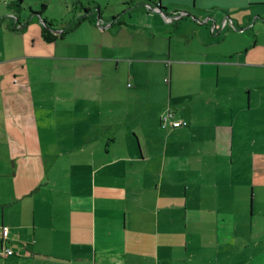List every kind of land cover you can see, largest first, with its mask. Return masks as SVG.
I'll use <instances>...</instances> for the list:
<instances>
[{
    "label": "crops",
    "instance_id": "1",
    "mask_svg": "<svg viewBox=\"0 0 264 264\" xmlns=\"http://www.w3.org/2000/svg\"><path fill=\"white\" fill-rule=\"evenodd\" d=\"M75 4L68 24L101 14L37 50L0 2L23 31L0 27V264H185L191 239L223 248L242 202L225 188L234 153L264 150V0ZM168 110L188 126L162 129Z\"/></svg>",
    "mask_w": 264,
    "mask_h": 264
},
{
    "label": "rangeland",
    "instance_id": "2",
    "mask_svg": "<svg viewBox=\"0 0 264 264\" xmlns=\"http://www.w3.org/2000/svg\"><path fill=\"white\" fill-rule=\"evenodd\" d=\"M23 10L16 16L22 17V23L29 22L28 35L41 38V19H47V23L56 25L68 24L75 17L74 4L78 0H22ZM84 7H88L90 1L101 5L102 12L109 14L114 11L116 0H81ZM47 5L40 17L33 13H39L41 6ZM0 27L13 31L14 34L22 33V30H12L10 17L0 18ZM50 21V22H48ZM24 30V31H26ZM6 41L7 55L19 51L20 39L10 35L2 37V43ZM42 40V38H41ZM43 41V40H42ZM40 41L42 47L35 49L53 50L54 44ZM12 45V46H11ZM236 161L233 167V187L225 186L226 194L234 198L240 196L242 202H232L233 215L228 218L229 224L222 239L225 242L223 248H197L196 239L190 240L192 244L186 252L185 264H196L197 261L204 264H264V150H249L241 155L234 153ZM241 166V176L238 177V168ZM228 183V182H227ZM238 213V216L235 214ZM209 241L208 239L204 240ZM202 242V240H201ZM219 251V256L216 254ZM214 254V255H213Z\"/></svg>",
    "mask_w": 264,
    "mask_h": 264
},
{
    "label": "trees",
    "instance_id": "3",
    "mask_svg": "<svg viewBox=\"0 0 264 264\" xmlns=\"http://www.w3.org/2000/svg\"><path fill=\"white\" fill-rule=\"evenodd\" d=\"M133 1V0H132ZM153 1V0H150ZM0 2L4 3L6 5V8L9 12H12L14 14H20L21 11L23 10V1L22 0H0ZM76 7H81V3L78 2L77 4H75ZM157 8H161L159 5L156 6ZM47 8L46 4H43L41 6V11L39 13H33L36 14L38 16L43 15L45 10ZM86 11L87 14L91 13L88 8L84 9ZM95 11L90 14V15H85L83 17L74 19L70 24H68V26L66 28H64L62 30V32L60 34L55 33L57 28L56 25L50 24V23H44V25L42 26L41 29V38L43 39L44 42L48 43V44H53L56 43L58 41H63L65 39V37L73 32L75 29H77L82 23L89 21V22H93L96 20V17L98 14H101V10L96 7L94 9ZM96 12V13H95ZM90 16V17H88ZM29 22L23 27L26 28L28 26ZM20 22H18L16 24V27L11 28L12 30H16L18 29L17 27L20 26ZM22 28V29H23Z\"/></svg>",
    "mask_w": 264,
    "mask_h": 264
},
{
    "label": "built area",
    "instance_id": "4",
    "mask_svg": "<svg viewBox=\"0 0 264 264\" xmlns=\"http://www.w3.org/2000/svg\"><path fill=\"white\" fill-rule=\"evenodd\" d=\"M147 8L149 10L158 11V8H152L151 6H147ZM165 81L167 83H169L168 79H166ZM160 126L162 129L166 130L170 127L174 128V129L181 128V127H187L188 124H187V122H185L183 120H176L175 113L168 110L161 116ZM2 234H3V242L5 243L9 237V234H10L9 228L3 227ZM4 253H5V255H8V256L14 255V251L11 250L10 248H6L4 250Z\"/></svg>",
    "mask_w": 264,
    "mask_h": 264
},
{
    "label": "water",
    "instance_id": "5",
    "mask_svg": "<svg viewBox=\"0 0 264 264\" xmlns=\"http://www.w3.org/2000/svg\"><path fill=\"white\" fill-rule=\"evenodd\" d=\"M85 14H86V12H85ZM87 15V14H86Z\"/></svg>",
    "mask_w": 264,
    "mask_h": 264
}]
</instances>
